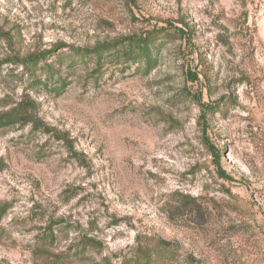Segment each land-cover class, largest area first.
I'll return each instance as SVG.
<instances>
[{"label":"rangeland","instance_id":"obj_1","mask_svg":"<svg viewBox=\"0 0 264 264\" xmlns=\"http://www.w3.org/2000/svg\"><path fill=\"white\" fill-rule=\"evenodd\" d=\"M149 33V71L74 53ZM21 104L0 264H132L159 240L150 264H264V0H0V115Z\"/></svg>","mask_w":264,"mask_h":264},{"label":"trees","instance_id":"obj_2","mask_svg":"<svg viewBox=\"0 0 264 264\" xmlns=\"http://www.w3.org/2000/svg\"><path fill=\"white\" fill-rule=\"evenodd\" d=\"M154 35L153 33L146 34L142 39L131 40L126 45L125 44H99L95 48L89 51H80L74 52L77 54L80 59H84L86 57H92L97 61V67L99 70L101 60L105 58L115 59L113 65H125L128 68L130 65H143L145 66V70L149 71L154 65ZM42 60V56H31L27 59L23 60L21 64L28 70L30 73H34L36 68L38 67L40 61ZM27 66L29 68H27ZM72 68V67H71ZM46 71L45 81L48 84L49 81H52L53 74L52 69L47 66L44 68ZM125 69V68H124ZM43 71V69L41 70ZM58 87L54 88V91H63L65 86L67 85L65 82L59 81ZM37 85H40V82H36ZM54 84V83H53ZM52 84V85H53ZM22 104L18 106V108H14L9 112L3 113L0 115V130L12 127L19 122H26L27 115L25 111L26 108L23 109ZM22 110V111H21ZM83 244V249H81V255H83L84 251H87L91 248H94L95 245L90 242V240H86ZM80 247V246H79ZM79 249V248H78ZM169 249V250H168ZM79 251V252H80ZM78 252V253H79ZM76 252V254H78ZM172 256L170 245L161 240L157 241L155 250L145 249L142 246H137L133 253L131 254L132 264H139L143 261V264H150L152 259H162L166 260Z\"/></svg>","mask_w":264,"mask_h":264}]
</instances>
